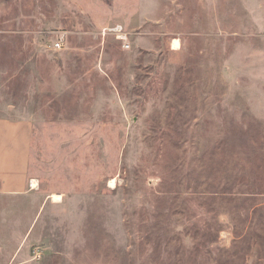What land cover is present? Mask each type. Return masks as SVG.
I'll list each match as a JSON object with an SVG mask.
<instances>
[{
  "label": "rangeland",
  "instance_id": "374dc122",
  "mask_svg": "<svg viewBox=\"0 0 264 264\" xmlns=\"http://www.w3.org/2000/svg\"><path fill=\"white\" fill-rule=\"evenodd\" d=\"M0 264H264V0H0Z\"/></svg>",
  "mask_w": 264,
  "mask_h": 264
},
{
  "label": "crops",
  "instance_id": "0c3cea01",
  "mask_svg": "<svg viewBox=\"0 0 264 264\" xmlns=\"http://www.w3.org/2000/svg\"><path fill=\"white\" fill-rule=\"evenodd\" d=\"M29 194H30L29 192L26 193V191H25V193L23 194V196H27L28 197ZM32 196H34L35 199L34 198H31V197L30 198L32 200H34L36 202V204L38 203L37 207L39 208V210H38V213H35V219L36 220L34 219V221L31 223V225L24 232V235H26L27 233L31 234L34 231V229L36 228V226L34 227V225H35L36 221L38 220V218L40 217V215L42 214V213H40V211L42 210L44 204H46V201H47V198L44 197V196H42V195H40L39 193H37L35 195H32ZM26 214H28V213H26Z\"/></svg>",
  "mask_w": 264,
  "mask_h": 264
},
{
  "label": "built area",
  "instance_id": "2783aa9c",
  "mask_svg": "<svg viewBox=\"0 0 264 264\" xmlns=\"http://www.w3.org/2000/svg\"><path fill=\"white\" fill-rule=\"evenodd\" d=\"M107 32L109 34H112L118 41L126 44V46H125L126 49L130 48V45H129L128 40H127L128 36L125 33L123 27H121L120 25H116V26L110 28ZM61 46H62V42L56 44V48H58V49H61Z\"/></svg>",
  "mask_w": 264,
  "mask_h": 264
},
{
  "label": "bare ground",
  "instance_id": "6f19581e",
  "mask_svg": "<svg viewBox=\"0 0 264 264\" xmlns=\"http://www.w3.org/2000/svg\"><path fill=\"white\" fill-rule=\"evenodd\" d=\"M173 48H174V50L176 49H179L180 48V42L178 41V40H175L174 42H173ZM34 183V182H33ZM33 187H35V184H33ZM60 198L61 197H59V196H53V200H55V201H59L60 200Z\"/></svg>",
  "mask_w": 264,
  "mask_h": 264
}]
</instances>
